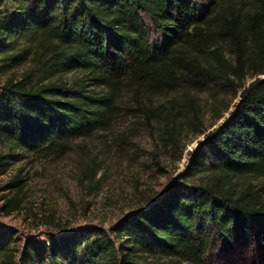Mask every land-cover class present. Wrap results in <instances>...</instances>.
<instances>
[{
	"label": "trees",
	"instance_id": "obj_1",
	"mask_svg": "<svg viewBox=\"0 0 264 264\" xmlns=\"http://www.w3.org/2000/svg\"><path fill=\"white\" fill-rule=\"evenodd\" d=\"M263 76L264 0H0V176L126 122L174 145L203 96L227 112L161 197L49 245L2 235L0 264H219L218 250H264ZM22 184L20 169L7 189Z\"/></svg>",
	"mask_w": 264,
	"mask_h": 264
},
{
	"label": "rangeland",
	"instance_id": "obj_2",
	"mask_svg": "<svg viewBox=\"0 0 264 264\" xmlns=\"http://www.w3.org/2000/svg\"><path fill=\"white\" fill-rule=\"evenodd\" d=\"M204 98L198 121L184 129L174 145L161 141L156 127L126 122L112 132L76 142L61 157H25L12 165L0 176V236L14 237L19 250L27 242L49 245L80 229L108 230L161 197L184 170L188 153L227 117V112L221 118L210 114ZM20 169L22 189H7ZM13 208L8 215L5 210ZM215 254L219 264H264V250L257 246Z\"/></svg>",
	"mask_w": 264,
	"mask_h": 264
},
{
	"label": "water",
	"instance_id": "obj_3",
	"mask_svg": "<svg viewBox=\"0 0 264 264\" xmlns=\"http://www.w3.org/2000/svg\"><path fill=\"white\" fill-rule=\"evenodd\" d=\"M264 77V76H263Z\"/></svg>",
	"mask_w": 264,
	"mask_h": 264
}]
</instances>
